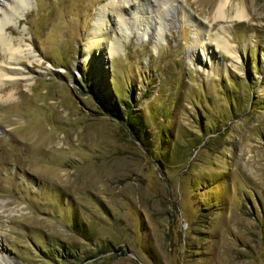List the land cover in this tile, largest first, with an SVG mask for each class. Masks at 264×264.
I'll return each instance as SVG.
<instances>
[{"label":"rangeland","instance_id":"rangeland-1","mask_svg":"<svg viewBox=\"0 0 264 264\" xmlns=\"http://www.w3.org/2000/svg\"><path fill=\"white\" fill-rule=\"evenodd\" d=\"M221 1H25L8 35L41 61L0 93V264H264V0Z\"/></svg>","mask_w":264,"mask_h":264},{"label":"bare ground","instance_id":"bare-ground-1","mask_svg":"<svg viewBox=\"0 0 264 264\" xmlns=\"http://www.w3.org/2000/svg\"><path fill=\"white\" fill-rule=\"evenodd\" d=\"M25 1L26 0H0V93L6 92L3 91L5 85L14 83L18 80L24 81L25 85L28 86L32 81V77H30L32 68L29 67V65H32V63H40L41 61L40 56L35 53L31 38L29 39L25 37L23 33H21V35L17 38L10 36L12 35V30L9 27V24L11 21L17 24L19 19L24 17V13L28 7ZM227 2L228 0H223L218 4L214 14L212 15L214 19L228 18L226 16ZM118 7H120V5L112 3L108 10L109 12L118 14L119 17L120 11ZM158 8L155 9V12L157 13H159ZM104 10L105 9L100 10L99 15H102L99 19L100 23L96 24V26H93L91 29L90 43L92 42L93 45H86L85 49H87L88 52L85 56L90 57L91 53L94 52L96 57L99 56L100 60L106 62L110 57L116 55L117 48L116 44L113 43V40L116 39L115 34L111 33V35H107L108 32H106L107 30L105 27L107 26V22L110 19L108 20L106 18L105 15L108 14V11L105 13ZM247 17L248 15L246 13V8H240L238 6L228 21H232L233 19L245 20ZM210 26L211 24L209 27ZM200 29H204V31L207 32V28L201 26ZM222 32H226V27H223ZM222 37L221 35L211 36L210 34H207V39L209 42H212L217 48H222L225 52L231 54V56L234 58H237V52L239 51L237 44L232 42L229 43L227 41L223 42ZM105 40L109 42L108 50L103 47L105 45ZM198 45L205 52L207 58L211 61V70L215 74H219L221 70L215 65V60H213L210 55L209 43H206L202 38H199ZM100 55H102V57H100ZM24 61H27L29 65L24 64ZM92 63H95V59H93ZM98 83H102L101 80ZM0 96L3 97L2 95ZM12 96V92H9L6 94L5 98L9 99L12 98ZM53 138L54 136L51 137V139ZM51 139L49 142H52Z\"/></svg>","mask_w":264,"mask_h":264},{"label":"trees","instance_id":"trees-1","mask_svg":"<svg viewBox=\"0 0 264 264\" xmlns=\"http://www.w3.org/2000/svg\"><path fill=\"white\" fill-rule=\"evenodd\" d=\"M107 112L108 113H110L111 115H114V116H118V117H121V119H123V120H125V119H127L126 118V114H124V115H121L120 114V112H119V105L118 104H116V103H114V102H110L109 104H107ZM123 117V118H122ZM134 120H136V119H134ZM126 125L130 128V129H132L133 128V126L135 125V123L133 124L131 121H129L128 119H127V123H126ZM134 137L138 140V138L136 137V135L134 134Z\"/></svg>","mask_w":264,"mask_h":264}]
</instances>
